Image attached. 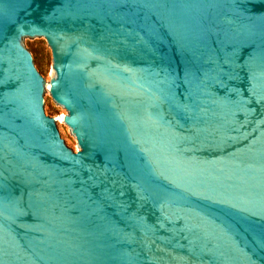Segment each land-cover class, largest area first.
<instances>
[{
    "label": "water",
    "instance_id": "obj_1",
    "mask_svg": "<svg viewBox=\"0 0 264 264\" xmlns=\"http://www.w3.org/2000/svg\"><path fill=\"white\" fill-rule=\"evenodd\" d=\"M0 264H264V0H0Z\"/></svg>",
    "mask_w": 264,
    "mask_h": 264
},
{
    "label": "rangeland",
    "instance_id": "obj_2",
    "mask_svg": "<svg viewBox=\"0 0 264 264\" xmlns=\"http://www.w3.org/2000/svg\"><path fill=\"white\" fill-rule=\"evenodd\" d=\"M34 53L36 54L47 78L49 81L51 80V77L54 75V69H53V57H52V50L49 46L46 39H40V40H34L29 41ZM52 108H53V117L57 119V123L63 125L61 128V133L69 143V145L74 149L75 151L78 150V141L76 136L72 133L71 128L63 121V115L67 114L68 111L65 107L58 104L50 94ZM60 117H62V120H60Z\"/></svg>",
    "mask_w": 264,
    "mask_h": 264
},
{
    "label": "bare ground",
    "instance_id": "obj_3",
    "mask_svg": "<svg viewBox=\"0 0 264 264\" xmlns=\"http://www.w3.org/2000/svg\"><path fill=\"white\" fill-rule=\"evenodd\" d=\"M60 120H62V117H60Z\"/></svg>",
    "mask_w": 264,
    "mask_h": 264
}]
</instances>
